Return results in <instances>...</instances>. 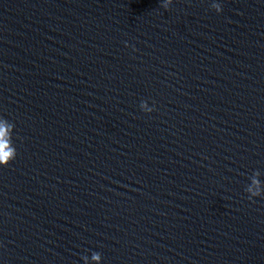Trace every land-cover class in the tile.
Wrapping results in <instances>:
<instances>
[{
	"label": "water",
	"instance_id": "95a60500",
	"mask_svg": "<svg viewBox=\"0 0 264 264\" xmlns=\"http://www.w3.org/2000/svg\"><path fill=\"white\" fill-rule=\"evenodd\" d=\"M163 4L0 0V264H264V0Z\"/></svg>",
	"mask_w": 264,
	"mask_h": 264
},
{
	"label": "clouds",
	"instance_id": "9594fccd",
	"mask_svg": "<svg viewBox=\"0 0 264 264\" xmlns=\"http://www.w3.org/2000/svg\"><path fill=\"white\" fill-rule=\"evenodd\" d=\"M168 3H171V0H165V4H163L162 6L166 7ZM217 8H218V6H217ZM218 10H219V9H218ZM6 165H7V161H5V163H4L3 165H0V166H6ZM252 194L255 196V195H258L259 193L253 191Z\"/></svg>",
	"mask_w": 264,
	"mask_h": 264
}]
</instances>
